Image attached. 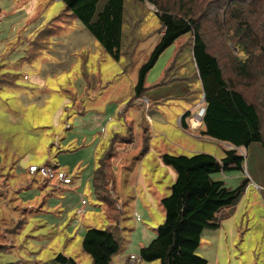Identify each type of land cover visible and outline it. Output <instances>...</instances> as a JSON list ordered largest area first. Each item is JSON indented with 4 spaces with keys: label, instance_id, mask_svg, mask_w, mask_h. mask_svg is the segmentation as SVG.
<instances>
[{
    "label": "rangeland",
    "instance_id": "obj_1",
    "mask_svg": "<svg viewBox=\"0 0 264 264\" xmlns=\"http://www.w3.org/2000/svg\"><path fill=\"white\" fill-rule=\"evenodd\" d=\"M107 1H99L94 19H97L98 14L103 10ZM10 2V0L0 1L7 8V14H4L0 21V37L2 36L1 34L10 31L11 24L15 26L14 34L11 33L10 36H12L6 39L10 42L8 47L6 44L7 50L4 52H8V56L0 58V64L2 65L0 72L2 73L1 76H3V81L0 82V87L3 86L0 89V168L5 165L9 168L10 163L13 160L18 161L19 157L24 158L23 166H28L31 163L42 166L51 157L52 160L61 161L62 165H68L70 170L80 160H83L82 165L85 166V170L82 173V177H85L84 179L87 180L94 164L98 163L100 153L109 146L112 136L116 132L115 125H121L120 132H124L127 128L128 123L123 128L126 120L122 113L126 111V107H128L127 111L129 110L131 113H135L136 108H133L130 104L136 105L141 113L138 120L136 122L133 121L130 126L134 129L138 126L142 136L140 131L136 134L129 132H126L124 135L120 134L119 139H129L131 143L118 142L116 147H114L115 152L110 160L111 166L108 168V173L112 176L109 178L108 188L110 190L108 195L116 202V209L110 210L107 204L104 206V209L102 207L97 208L95 205L99 202L94 199L91 182H89V189L85 193V199L89 201L87 213L85 215H78L74 209L69 217L71 219L76 213L74 219L66 221L62 225L59 234H57L56 225L49 223L43 227L39 226L40 224L36 221L37 216L33 215L36 211V207L34 206L28 215L31 220L17 237L14 246H10V239L5 234V231H3L4 222L0 223V264H7L9 262L43 264L55 258L60 253L76 258L79 264H92L91 255L85 252L82 247L83 234L87 222V224L94 225V227L100 229H106L110 226V229L117 235L121 232L119 225L121 227L122 224L124 228L123 235L126 239L123 241L126 243L120 252L122 258L134 253L139 260L131 261L130 263L132 264H160L159 260L151 262L141 261L139 252L143 246L148 245L156 237L157 229L166 217L165 208L163 212V210L159 211L157 206H151L152 218L148 219L141 216L142 219L138 220L135 219L134 213L131 212L132 209L129 208V204L132 202V193H128L130 195L124 199L125 204L123 205L114 193L113 164L123 154L125 155L127 153L124 151L125 145H131L137 142L140 145L141 151L144 136L140 126L142 124L144 125L145 119H147L151 136L150 143L153 145V150L145 155L146 162L143 166V176L148 170V180L152 189L158 186L160 194L166 196L171 194L170 188L175 182L177 174L174 175L173 171L174 173L176 171L162 161L163 154L191 155L196 152H206L221 160L225 156V151L234 147L228 143L218 142L202 135L200 128L195 131L191 127H187L186 129L182 128L176 117L168 119L169 125L163 128V130L154 128L152 131L150 120L143 113L146 111L145 99L142 98L137 101L138 98L134 102L130 99L131 90L138 78V66L123 73L122 60L117 61L108 53L101 56L98 51L99 43L77 19L75 24L68 27L65 31L68 32L69 28L74 30L79 29L88 34V37H82L81 41L84 46L92 49V54L89 53L88 56V62L82 63L81 61L79 63L78 59L75 61V56H73L74 59L69 61L68 57H70L69 55L71 53L65 59L55 58L51 55L50 51L46 50L34 53L31 44L36 41L37 35L39 34L36 31L41 32L50 20L65 9V3L62 1L16 0L17 5L23 3L24 7L28 6L29 11H26V13L28 12V17L33 14V11L36 13L34 16L41 17L38 27H35L37 28L34 31L35 33L32 32L23 35L24 38H27L26 42L31 40V43L27 44L24 42L17 45L16 41L18 42L19 39L13 41V37L17 34L15 32L21 24L23 28H27V25L24 21L23 23L20 20H12L11 23L8 22L9 19L16 16L15 13H11L10 7L8 8L7 6ZM251 2L254 5L252 3L248 4V1L240 2L244 8H247L243 9L244 18L245 21L250 19L252 12L249 10L253 11L255 9L258 12H262L257 18V23L252 27V36L262 38V43H264V0H251ZM144 4L147 8V10L143 8V13L146 17L141 18L138 22L140 23L139 28L141 30L140 37L144 40L137 43L138 47L133 53L141 63H144L145 58L150 55L162 33V28L156 15V8L147 2H144ZM224 11L226 9L220 12V20L223 17L222 20L226 24L224 33H234L233 37H236L238 40L241 36V33L238 32V20L234 19L226 22ZM131 13L132 9L130 4H128L125 26V47L127 50L129 49L128 44L130 43V28L132 29L133 27ZM23 28L17 35L23 34ZM212 29L217 32L216 28L212 27ZM76 33L74 32L73 37ZM52 38H50L51 41ZM190 42V38H185L181 44H190ZM221 45L222 43L216 41L214 47H211V50L225 58L222 61L228 67L230 63L228 60L229 56L224 51V48L220 47ZM228 46L236 56L237 52L233 50L232 44L229 41ZM173 49V47L168 48L160 56L155 66L148 73L150 76L147 75L149 76L148 81L154 82V80H158L160 74H163L165 70L164 66ZM186 49L189 51L188 48ZM77 52L75 51V53ZM254 52L255 55L260 54V50H255ZM246 56L247 54H240V58L242 57L244 60L247 58ZM187 59L189 57H186L184 61L188 62ZM248 59L249 57L247 61ZM131 60L134 62L133 57H131ZM60 61H64L67 64H74L68 69H60L57 66ZM250 62H252L251 72L253 77L251 79L240 78L241 84L238 88L259 107L264 130L263 54L262 56L251 57ZM84 68L90 74L88 81L86 79L87 74L83 72ZM186 69L192 76L189 67ZM225 72L228 76V72ZM195 75L197 77V74ZM38 78L43 79L46 83L40 84L37 82ZM232 78L238 82L234 75ZM99 79L103 80L101 87L92 90L84 98V104L88 109L85 115L87 117L89 115L87 113H91L88 117L94 122V125L91 128L78 125L77 128L78 130L81 129L80 131L82 133H78L76 130L65 129L64 122L67 120L69 113L72 114L74 120L75 118L83 116L78 114L79 109L72 105L73 103L68 95L69 90H77V84L81 87V83L84 80L87 86H92L93 82L98 86ZM10 82L14 85L11 86ZM183 87L187 89V84L180 83L179 86L168 85L160 87V89L151 90L149 93H146L145 98L151 100L153 96L157 95L165 96V98L168 95H181L183 94ZM126 104L127 106L125 107L124 105ZM201 105H204L203 98L195 107H192L190 113H199ZM184 106H186L184 101H168L165 105H159L156 108H159L164 113H183L182 108ZM156 108H152V110H148L147 112L157 113ZM96 113H107L103 117V122H101L102 118L93 120V116L98 115ZM20 114H23L25 117L16 120L15 118L19 117ZM112 115L114 116L111 120L109 117ZM107 119L110 120L109 123H106ZM74 120L71 117L70 122ZM154 122L156 124L157 121L155 120ZM130 126H128L129 129H131ZM86 128H90V130ZM192 132H198L199 135ZM84 135L85 145L79 148L78 146L83 144ZM94 135H96V138H94ZM67 137L69 138L66 139ZM65 145L67 146L65 147ZM62 149H66L67 151L64 152ZM235 149L244 158L243 170H227L226 172L217 174L214 178L224 180L226 185L231 189L237 188L245 178L249 179V185L229 215L226 211L220 213L218 218L220 221L219 226L204 230L197 254L205 258L208 264H264V145L262 142L257 141L251 143L248 147H236ZM97 151L99 154H96ZM137 154L138 149L131 148L130 153L127 154L125 159L130 157L131 160ZM139 164L140 162H138ZM121 166L116 169L117 172L124 171ZM139 168L141 169L142 166L139 165ZM119 177L124 178L120 181L122 185L126 184L127 187L130 186V183H126L124 172L119 173ZM127 187L126 189L128 190L129 187ZM62 194H59V196ZM78 194L77 198L81 201ZM151 200H154L152 194ZM107 213H109L110 218L107 217ZM63 214L66 216L65 213ZM52 216L55 217L54 215H49L50 218ZM4 236L7 237L8 244H6ZM139 246L142 247L139 249ZM119 257V255L114 256V264H120V261L122 262V259H119Z\"/></svg>",
    "mask_w": 264,
    "mask_h": 264
},
{
    "label": "trees",
    "instance_id": "obj_2",
    "mask_svg": "<svg viewBox=\"0 0 264 264\" xmlns=\"http://www.w3.org/2000/svg\"><path fill=\"white\" fill-rule=\"evenodd\" d=\"M59 1L65 3V9L38 34L36 41L31 44L34 53L50 47V38L58 32L66 19L68 21L70 18L72 22L77 19L98 41L105 53L117 61L122 60L124 73L138 66L137 83L130 98L134 102L147 93L146 78L150 70L164 51L174 46L175 56L159 84L188 82L189 91L183 100L191 107H195L203 98L205 105L200 127L202 135L234 147L227 149L221 160L206 152H196L191 155L166 153L162 156L163 162L176 171L177 177L171 187V194L162 200L166 211L164 222L157 229L156 237L139 252L140 260L145 262L159 260L160 264H208L205 258L197 254L204 230L219 226L220 213L226 211L229 215L249 184V179L245 178L237 188L231 189L224 180L216 179L214 176L231 169L243 170L244 158L237 153L236 147H248L257 141L264 145L263 122L259 107L238 88L241 84L240 78L253 77L251 57L262 54L264 56L262 38L252 36V27L257 23V18L262 12L249 10L252 14L250 19L245 21L243 9L247 8H244L240 2L248 1L250 4L251 0H108L97 19H94L100 0ZM144 2L156 8L162 33L150 55L145 58L144 63H141L133 53L138 47L137 43L144 40L140 37L141 30L138 23L141 18L146 17L143 13V8H146ZM128 4L132 9L133 27L130 28V43L127 50L125 26ZM223 9H226L224 11L226 22L238 20V32L241 33L238 40L233 37L234 33H224L226 24L222 20L223 17L220 20V12ZM212 27L216 28L217 32ZM185 38L191 39L190 44H181ZM216 41L222 43L220 47L228 53L230 61L228 67L222 61L225 58L211 50ZM228 41L237 52L236 56L231 52ZM255 50H260V54L255 55ZM241 53L247 54L248 61L247 58L245 60L240 58ZM186 57H189L188 62L184 61ZM187 67L191 70L192 76L187 71ZM225 71L228 72V76ZM233 75L238 82L232 78ZM86 79L89 80L88 77ZM2 81L3 76L0 75V82ZM189 114L190 111H187L185 117ZM148 124L145 119L144 125L140 126L144 136L141 155H145L150 148L151 136ZM128 126L124 132L113 134L109 146L99 155L93 175V187L97 198L107 204L110 210L116 209V202L108 195L109 178L112 177L108 173V168L111 166L110 160L117 143H131L129 139H119V135H124L126 132L136 134L134 128L130 126L129 129ZM182 126L187 128L184 120ZM137 129L138 133L140 128ZM140 134L142 136L141 131ZM2 183H5L4 180ZM4 193L5 189L2 188L0 202L5 199ZM106 209L108 210L107 207ZM107 217L110 218L109 213ZM23 224L22 221L13 229L4 225L3 231L12 243L21 234ZM120 231L119 236L109 228H89L85 232L82 247L91 255L92 264H114V256L122 251L125 244L123 230ZM129 258L125 264H132ZM46 264L79 263L76 259L60 253Z\"/></svg>",
    "mask_w": 264,
    "mask_h": 264
},
{
    "label": "crops",
    "instance_id": "obj_3",
    "mask_svg": "<svg viewBox=\"0 0 264 264\" xmlns=\"http://www.w3.org/2000/svg\"><path fill=\"white\" fill-rule=\"evenodd\" d=\"M10 1L11 2L8 3L7 6H8V8L10 7L11 13H15L16 16L12 19H9L8 22L11 23L12 20H14V21L20 20L22 22L24 21L27 25V28H23V26L21 24V26H19L17 28L18 30L17 31L15 30L16 31L15 33H17V34L20 33L22 28L24 30L22 35L16 34L13 37V41H15V39H19V41L18 42L16 41V43H17V45H20V43L26 42V39H27V38H24L23 35H27L28 33H32V32L35 33L34 31H36V29H37L35 27L36 26L38 27L39 19L41 17L38 18V16H34L36 14L34 11H33V14L28 17V12L26 13V11H29L28 6L24 7L23 3L17 5L16 0H10ZM6 9L7 8H5V6H3L0 3V21L3 17V15L7 14ZM35 9H36V7H35ZM57 16H55V17H57ZM75 21L72 22L70 20V18H68V21L66 19V21L63 23V26L60 29H58V32L53 36L52 41L50 43V47L48 49H46V51H50L51 55H53L55 58L58 57L60 59H65V57L71 53V55H69L70 57H68L69 61L74 59L73 56H75V61H76V59H78L79 63L81 61H82V63H86L89 61L88 56H89V53L92 54V49L84 46L81 41H82V37H88V34L86 32H83L82 30H79V29L74 30V29L69 28L68 32L65 31L68 27L75 24ZM22 22H20V23H22ZM49 22L47 23V25L49 24ZM14 27H15L14 24H11L10 31H7L8 33L6 32L5 34H1L2 36L0 37V58H5L8 56V52L4 53V52H6L8 45H10V42L7 41L6 39H9L12 36V35L10 36V34L14 32ZM77 28H79V27H77ZM73 30L75 33L77 32L74 36L75 38L73 37V34H74V32H72ZM36 33H40V32L36 31ZM37 37H38V35H37ZM30 41H27L26 43L30 44L31 43ZM73 43H75V44H73ZM6 44H7V47H6ZM15 44H13V45H15ZM172 47L174 48V46H172ZM75 51L76 52L78 51V52L75 53ZM98 51H99L101 56H103L105 54V52L103 51L100 44H99ZM174 56H175V48L173 49L171 55H169V58L166 62V65L164 66L165 70H164L163 74H160L158 76V80H156V81L154 80V82L148 81L149 76H150L148 74L149 76H147V78H146V87H148L147 93H149L151 90L160 89V87H164V86H168V85L179 86L180 83H186L187 89H186V87H183V89H182L183 94H181V95H168V96H166V98H165V96H158V95L153 96V98L151 100L150 99L147 100V98H145V96L139 98V99H142V98L145 99L146 111L143 113H145V115L150 118V125L152 127V131L154 128H158L159 130H163V128H165L166 126L169 125L168 119L174 118V117L177 118V121L179 122V124L182 128H184L182 126V120H184L187 127H191V128L198 127V125L195 124V118H196L197 113H190L187 117H185L187 111H190L192 109V107L190 105H188V103L186 101L183 100V97L189 91V87H190L189 83L186 81H175L173 83L164 84V85L159 84L160 79L163 77L164 73L167 70V67L170 65V62L172 61ZM73 64L72 63L67 64L64 61H60L57 66L60 69H68ZM1 66L2 65L0 64V68H1ZM83 72L85 74H87L88 78H90V74L88 73L86 68L83 69ZM1 74L2 73L0 72V75ZM102 81L103 80L99 79V85L96 86L92 80V82H93L92 86L91 85L87 86L86 82L84 80L81 83V87L77 84V86H78L77 90H69L68 95H69L70 100L73 103L72 105L76 106L77 109H79V111H84L85 113L84 112L79 113V111H78V114L83 115V116H80L79 118H75V120H74V117L72 116V114L69 113L67 120L64 122V128L65 129L76 130V132L80 133L81 129L78 130V128H77L78 125L79 126H87L90 128L94 125V122L91 119H89V117H88L91 113H87V114H89L87 117L85 115L86 111L88 109L86 108V105L84 104V98L92 90H96V89L100 88ZM37 82H39L40 84L46 83L41 78H38ZM156 84L158 86H156ZM10 85L13 86L14 84L12 85V82H10ZM135 85H134V87H135ZM2 87L3 86H1L0 89ZM134 87L131 90L130 98L132 96ZM76 99H78V100L76 102H74ZM168 101H184L186 106H184L182 108L183 113H164L163 111H160L159 108H156L159 105H165L166 102H168ZM124 106L126 107L127 104ZM132 107L136 108L135 113H131L129 110L127 111L128 107H126V109H125L127 111V113H126V111L124 113H122V115H124V118L126 120L124 125H123V128H124L125 124H127V123H128V125H130V124H132L133 121L136 122L138 120V117L141 114L136 105H132ZM152 108H156L157 113H148L147 112L148 110H152ZM192 112H194V111H192ZM41 114H46V113H41ZM96 114H98V115H94L93 120L95 121L96 119L102 118L101 122H103V117L106 116L107 113H96ZM113 116L114 115L110 116L109 119L112 120ZM116 116H117V113H116ZM23 117H25V116L23 114H20V116L15 118V119L16 120L22 119ZM71 117L74 120L72 122H70ZM109 119L106 120V123L110 122ZM154 119L157 121L156 124L154 122L155 121ZM137 127L138 126H136L134 129V131L136 133L138 130ZM90 128H86V129L90 130ZM114 128H115L116 132H120L121 125L116 124ZM86 129H84V130H86ZM192 133L199 135L198 132L197 133L192 132ZM68 138L69 137H67L66 139H68ZM94 138H96V135H94ZM84 141H85V135H84V139H83V144L78 146L79 148L85 145ZM66 146L67 145H65V147ZM126 146H128V147H126ZM131 148L138 149V154L133 156L131 158V160H130V157L125 159V157H127V154L130 153ZM62 150H64V152L67 151L66 149H62ZM152 150H153V145L150 143L149 151L145 155H147ZM124 151L127 153L125 155L124 154L122 155V153H121V155H122L121 158L113 164V170H114L113 184H114V189H115L114 193L117 195V197L121 201L120 203L122 205L125 204L124 199L126 197H128V195H130L128 193H132V196H131L132 202H131V204H129V208L132 209L131 212L134 213V216L136 217L135 219L141 220L142 217L151 219L152 218V207L151 206H157L159 211L163 210V212H164L162 200L165 197H167L168 195L167 196L164 194L161 195L158 186H156L155 189H152V187L149 184V180H148V174H149L148 170L146 171V174L143 176V172H144L143 166L146 162V156L140 154V145L137 142H135L134 144H131V145L130 144L125 145ZM98 153L99 152L97 151L96 154H98ZM23 159L24 158L19 157L18 161L13 160V162L10 163L11 165L9 168L7 165L0 168V190L2 188L5 189V193H4L5 199H3L2 202H0V221H1L0 223L4 222V225L6 228L13 229V227L15 225H18L19 223H21L23 221L24 224H23L22 230H24L25 227L27 226V224L31 220L28 215L30 214V212L33 210V208L35 206L36 211L34 212L33 215L37 216L36 221L40 224L39 226L43 227L45 224L51 223L52 225H56L55 228H57L56 229L57 234H59V232L61 231L62 225H64L66 221L74 219V216L76 215V213L71 219H69L70 213L74 209L78 215H85L87 213L89 201L87 199H85L86 198L85 193L89 189V187H88L89 182H91V188H92L93 193H94L93 194L94 199L97 202H99L95 206L97 208H99V207H102L103 209L105 208L104 207L105 204L102 203L97 198V194H96L95 189L93 187V175H94V171L97 167V164H94V166L91 170V173L88 176V179L85 180L84 179L85 177H82V173L85 170V166L82 165L83 160H80L76 164V166L74 168H72V170H70L68 165H64V164L62 165L61 161L52 160V158L50 157L49 158L50 160L47 161L46 164H44V165H55L56 167L66 171L69 174V177H71V179H72V183L59 186V185L55 184L54 182H49V181L44 180L39 175L32 174L29 171V166L33 165L35 163H31L28 166H23L22 165ZM138 162H140L139 165L142 166L141 169L139 168ZM121 165H124V166H121ZM119 166H121L124 169L123 172L126 176V178H125L126 183H130V186H128L129 187L128 190L126 189V187H127L126 184L122 185L120 182L124 178L119 177V173H123V172H117L116 171V169ZM173 174L176 175V172L174 173V171H173ZM134 175H136V176H134ZM176 177H177V175H176ZM3 180L5 182L4 184L2 183ZM1 184L3 185V187ZM170 190H171V188H170ZM154 191H155V193H154ZM77 193L80 194V195L78 194V196L81 199V201L77 198ZM59 194H62V195L59 196ZM151 194H152V198H154V200H151ZM155 201H156V203H155ZM117 206H118V208H120L119 205H117ZM63 213H65L66 216H64ZM49 215H54L55 217L52 216L50 218ZM83 218H85V217L83 216ZM144 221H148V220H144ZM87 223L85 225L86 229L84 230V234L89 228H97V227H94V225L87 224ZM107 228L110 229V226H108ZM119 228H120V230H124V228L122 227V224H121V227L119 225ZM84 234H83V236H84ZM4 238L6 239V244H8L9 241L7 240V237L4 236ZM10 243H11L10 246L12 247V246H14L15 242L12 243V241H10ZM140 247H142V246H139V249H140ZM117 255L120 256L119 259H122V262L120 261V264H125L126 260L131 255H135V254L131 253L129 255H126V257H124V258H122L120 253ZM69 257H72V256H69ZM72 258H74V257H72ZM74 259H76V258H74ZM113 261H115L114 258H113ZM47 262H44L43 264H46ZM78 263H79V261H78ZM7 264H20V262H14V263L9 262Z\"/></svg>",
    "mask_w": 264,
    "mask_h": 264
},
{
    "label": "built area",
    "instance_id": "obj_4",
    "mask_svg": "<svg viewBox=\"0 0 264 264\" xmlns=\"http://www.w3.org/2000/svg\"><path fill=\"white\" fill-rule=\"evenodd\" d=\"M139 100L140 99H138L137 101ZM199 111L200 112L196 114V118H195V124L198 125V127L191 128L193 131L197 130L202 125V118L205 113V105H201ZM29 171L32 174L39 175L44 180L49 181V182H54L55 184L59 186L72 183V179L71 177H69V174L66 171L56 167L55 165L37 166L33 164L29 166ZM130 258H131V261L139 260L136 255H131Z\"/></svg>",
    "mask_w": 264,
    "mask_h": 264
}]
</instances>
